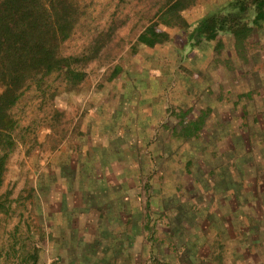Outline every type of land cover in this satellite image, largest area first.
<instances>
[{"label": "rangeland", "instance_id": "rangeland-1", "mask_svg": "<svg viewBox=\"0 0 264 264\" xmlns=\"http://www.w3.org/2000/svg\"><path fill=\"white\" fill-rule=\"evenodd\" d=\"M176 1L86 0L89 16L83 23V32L67 45L68 53L87 45L95 29L109 30L111 43L85 66L86 78L78 88L64 92L55 83L45 97L30 91L15 109L19 120L13 135L16 145L0 186V198L7 195L10 201L7 214H0V264H16L18 254L15 256L11 250L21 245L28 254L37 253L38 264H75L74 260L87 253L82 244L94 240L97 210L94 206L90 212L82 209L81 200L86 195H81L79 185L89 182L91 172L84 165L72 169L70 160L72 163L78 156H71L69 151L92 147L89 143L95 122L88 116L96 114L100 104L109 99L117 103L136 98L149 89L144 72L155 79L168 103L163 114L167 129L161 138L167 146L137 151L139 155L146 151L154 154L152 161L159 164L154 163L151 177L162 183L161 168L164 169L166 177H170L164 186L170 190L169 197L178 196L181 202L185 197L198 199V203L186 202L191 205L192 216L199 217L195 219L196 227L191 225V229L178 233L186 232L184 236H190L194 247L200 245L195 256L203 248L208 253L207 240L216 237L215 225L206 223L202 230L197 223L204 216L201 211L209 210L213 193L220 196L226 183L225 189H231L230 198L226 197L234 202L233 210L241 212L240 218L232 219L233 227L243 229L236 236L230 230L229 235L235 237L234 241L241 237L242 245L261 242L259 252L264 256V26L250 37L242 56L228 36L218 46L216 42L202 43L192 50L181 40V30L175 26L161 25L171 37L168 43L154 48L137 45V37L151 23L159 22L160 14ZM229 1L232 0H186L179 15L191 30L202 17ZM53 91L57 94L51 99ZM187 110L190 119L206 113L201 132L191 140L176 138L171 132L179 115ZM64 151L68 152L66 157ZM51 162H63L67 168H53ZM199 181L204 186L202 190L200 186L191 188ZM144 182V178L139 180L135 187L140 209L134 218L137 223L148 211ZM236 191L240 195H234ZM83 213L96 221L88 220L86 215V219L82 218ZM222 221L227 224L229 219ZM129 238L144 242L141 232H131ZM181 253L174 251L165 259L180 257ZM192 253L193 250L186 252L188 257H194ZM142 254L148 257L150 250L144 246L140 259ZM123 259L121 255L120 261Z\"/></svg>", "mask_w": 264, "mask_h": 264}, {"label": "crops", "instance_id": "crops-1", "mask_svg": "<svg viewBox=\"0 0 264 264\" xmlns=\"http://www.w3.org/2000/svg\"><path fill=\"white\" fill-rule=\"evenodd\" d=\"M144 74L145 78L149 79V89L143 94L138 93L141 96L138 95L139 98L137 96L122 99L117 103L109 99V102L100 104V110L97 109L96 114L88 116L95 122V133L91 134L93 136L90 137L89 143L93 144L92 147L77 149L74 153L69 151L71 156H78L76 161L71 163L70 160L72 169L84 165L85 170L91 172L88 184L79 185L81 195H86L81 200L82 209L90 212L94 206L97 210L94 240L82 244L87 253L82 258L74 260L75 264H264V256L261 257L259 252L262 250L259 246L261 242L253 244L248 242L249 244L242 245L241 237L234 241L232 239L235 237L229 235L230 230L235 231L236 236V232L243 229L233 227L235 223L232 224V219L236 216L240 218L241 212L233 210L231 205L234 202L229 201L231 189L230 187L225 189L226 183L220 196L213 193L215 196L209 200V210L201 211L204 216L200 218L201 222L197 223L202 230L206 228L203 227L206 223L209 226L215 225L216 237L206 242L208 253H205L206 250L203 248L198 256H195L197 250H200V245L194 247L190 236H184L186 232L182 235L178 233L185 228L191 229V225L196 227L195 219L199 217L197 214L192 216L189 209L191 205H186V202L198 203V199L190 197L188 200V197H185L184 202H181L178 201L180 199L178 196L169 197L170 190L165 187L170 177H166L163 168L162 183L151 177L154 165L159 163L152 161L153 153L146 151L139 155L137 151L164 149L167 146L161 142V138L164 137L163 131L167 129L164 125L167 118L163 114L168 103L163 100L164 92L160 86L155 85V79L147 72ZM145 97L147 100H144ZM87 121L89 120L86 119L85 122ZM64 152L63 155L66 157L68 152ZM75 157L73 156L74 159ZM51 166L67 168L63 162H51ZM143 178L145 179L143 185L148 190L145 192L149 205L147 214L142 215V220L137 223L134 218L140 214L137 213L140 209L135 187ZM193 187L202 190L204 186L200 182L197 185L194 183L191 188ZM234 193L236 196L240 195V191ZM87 214L83 213L81 217L86 219L89 216ZM222 218L229 219L226 221L227 224ZM90 219H93L92 216H89L88 220ZM96 220L93 219L94 222ZM131 232H141L144 242L130 239ZM181 236L185 239H181ZM144 246L150 250V255L147 257L142 254L143 259H140V251ZM190 250H193L194 257L187 256L186 252ZM174 251L175 253L182 251L180 257L176 258L175 255L171 260L165 259L174 255ZM121 255L124 259L120 261ZM163 259L165 262L161 261Z\"/></svg>", "mask_w": 264, "mask_h": 264}, {"label": "trees", "instance_id": "trees-1", "mask_svg": "<svg viewBox=\"0 0 264 264\" xmlns=\"http://www.w3.org/2000/svg\"><path fill=\"white\" fill-rule=\"evenodd\" d=\"M185 1L177 0L166 7L160 21L151 23L137 37V45L147 48L164 45L171 37L161 25L175 26L181 30V40L192 50L202 43L216 42L218 46L228 36L242 56L250 37L264 26V0H232L202 17L189 30L190 26L179 15ZM88 16L86 0H0V186L16 145L13 135L19 120L15 109L20 100L30 91L45 97L55 83L64 92L75 90L86 78L85 66L111 43L109 30L95 29L87 45L68 53L67 45L83 32ZM56 94L53 91L50 98ZM189 112L179 115L172 131L176 138L191 140L201 132L206 113L190 119ZM9 208V196H2L0 214H7ZM14 250H11L14 255L18 254L16 264H38L37 253L28 254L25 246Z\"/></svg>", "mask_w": 264, "mask_h": 264}]
</instances>
